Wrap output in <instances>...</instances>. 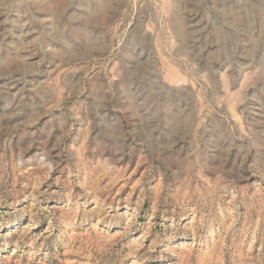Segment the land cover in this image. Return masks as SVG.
<instances>
[{
  "label": "rangeland",
  "instance_id": "rangeland-1",
  "mask_svg": "<svg viewBox=\"0 0 264 264\" xmlns=\"http://www.w3.org/2000/svg\"><path fill=\"white\" fill-rule=\"evenodd\" d=\"M89 9L0 0V264H264V0Z\"/></svg>",
  "mask_w": 264,
  "mask_h": 264
},
{
  "label": "bare ground",
  "instance_id": "bare-ground-1",
  "mask_svg": "<svg viewBox=\"0 0 264 264\" xmlns=\"http://www.w3.org/2000/svg\"><path fill=\"white\" fill-rule=\"evenodd\" d=\"M113 3H114V0H88V7H90V9H89V11H88V13L86 15H88L90 17L87 18L85 25H87L89 27V25L95 19V16L104 15L113 6ZM93 6H94V8H93ZM179 8H180V6H179ZM46 10H47V12L51 13L55 17H59V16H61L64 13L65 5L60 2V4L47 7ZM166 10L170 14L171 23L174 26V28L177 30V32L183 33L185 28H184V23H183V20H182V16H180L179 12L175 11L172 8V5H170V3L167 4ZM73 16H74V14H73ZM74 17H76V16H74ZM75 22H77V21H75ZM87 26H84V30L82 31L83 32L82 33V39H83L84 48H87L88 53L99 51L100 48H102V47H100L98 49V40H97L98 38L96 39V38L92 37V35L87 31V29H88ZM58 36L62 40H64V34H62L60 31H58ZM56 41H57V39H56ZM68 48H70V46H68L66 50L64 49L65 51L63 52V55L60 54L62 60H65L66 54L68 55V53H66L67 50H69ZM54 51H55V49H54ZM61 62H63V61H61ZM174 120H176V119H174ZM174 125H176L178 127L177 123L174 124Z\"/></svg>",
  "mask_w": 264,
  "mask_h": 264
}]
</instances>
